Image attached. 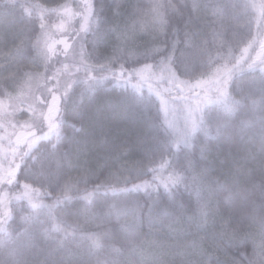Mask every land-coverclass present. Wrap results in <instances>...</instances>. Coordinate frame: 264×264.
Here are the masks:
<instances>
[{"label": "trees", "instance_id": "16d2710c", "mask_svg": "<svg viewBox=\"0 0 264 264\" xmlns=\"http://www.w3.org/2000/svg\"><path fill=\"white\" fill-rule=\"evenodd\" d=\"M183 4L200 5L201 11L192 14L185 10L183 15L173 16L170 6ZM81 8L78 0H0V124L4 125L0 127V136L12 135L23 124V118L13 108L25 107L18 99L21 93L18 86L23 87L27 79L24 73L43 71L40 61L52 60L45 59L38 51L39 36L43 31H60L61 35L53 41L73 42L72 37H77V45L87 36L88 48L81 51L77 65L73 68L67 65V71L70 70L69 77H80V86H76L72 95L79 93L76 102L93 117L90 132L111 131L124 138L119 146H108L109 152L123 149L127 138L139 135L142 124L154 133L155 143L146 152H130L125 157L128 161L123 163L136 171H147L149 175L141 184L147 183L152 190L159 186L160 203L167 204L169 198L164 191L180 183L182 177L174 173L172 166L182 162L186 154L184 146L195 147L192 142L201 128L209 136L218 132L226 134L218 148L213 146L217 160L236 157L240 144L245 142L259 149L260 124L264 119V0H252V3L248 0H90L88 9L85 7L76 19L75 10ZM71 18L75 23L72 24ZM166 18H171L170 41L184 40L186 33L195 34L200 41L197 53L201 74L191 82L178 81L177 85L181 89L180 98L188 102L185 115L192 129L187 132L176 124L173 106L166 95L172 85L161 82V78L171 73V65L165 64L155 71L150 61L130 59L144 51V35L158 28ZM114 46L119 49L116 54L112 50ZM141 69H147L145 80L136 74ZM64 95L61 90L55 96L62 100ZM187 107L192 109V116H187ZM217 108L232 118L228 128L214 126L205 118L208 111ZM48 114L50 120L56 119L52 123L55 127L45 123L46 138L38 146L31 172L22 169L17 179L16 171L7 166L11 169L7 175L18 186L12 192L6 189L7 197L4 196L3 201L13 206L11 211L0 214V258L9 252L25 264H104L113 245L105 227V211L113 217H125L133 209L121 204L106 210L100 197L120 198L126 204L143 202L145 198L138 193L120 197L115 181L94 184L90 179L93 172L87 167H82L78 175H68L59 185L37 180L36 175L45 177L54 170L55 161L47 152L56 147L61 135L57 118L62 115V107ZM15 118H20L21 123L12 127L11 119ZM32 137L34 131L29 139ZM172 137L178 150L171 147ZM47 140H52V144ZM90 148L89 144L81 145L82 152ZM137 160L144 161L143 169L137 167ZM108 168L109 165L96 166L95 176L103 178ZM13 183L12 179L10 185ZM24 191L29 196L18 198ZM219 259L222 264H228L224 253L219 254Z\"/></svg>", "mask_w": 264, "mask_h": 264}, {"label": "clouds", "instance_id": "9594fccd", "mask_svg": "<svg viewBox=\"0 0 264 264\" xmlns=\"http://www.w3.org/2000/svg\"><path fill=\"white\" fill-rule=\"evenodd\" d=\"M170 7L173 16L183 15L185 10L192 14L201 11V6L197 4ZM170 27L171 18H166L158 28L146 33L143 37L146 41L144 51L130 59L134 62L150 61L155 71L165 64L171 65V75L161 82L167 86L171 81L175 95L171 91L168 95L176 124L182 125V131L187 132L185 112L188 102L180 98L181 89L177 87V82H191L201 74L197 53L200 41L193 33H186L184 40L170 41ZM77 47L81 50L88 48L87 36L73 47V61ZM112 50L114 54L119 52L115 46ZM67 62L66 59L60 62V67H56L51 62L40 61L43 71L24 73V77L32 78L34 84L27 96L21 99L25 107L14 106L13 111L23 118L24 125H31L36 143L29 148L13 144L12 138L8 137L7 145L0 144V154L4 155L0 164H7L14 169L17 179L22 169L31 172L32 162L38 157V146L45 141L47 133L42 115L47 105L43 98L51 90L57 93L63 90L62 115L57 118L61 135L57 138L59 142L56 147L47 152L55 161V168L48 176L36 175L35 178L59 185L68 175H78L82 167H87L93 172L90 179L94 184L102 180L115 181L120 197L138 193L145 198L143 202L126 204L120 198L107 195L100 197L106 210L121 204L133 209L125 217H113L105 211V227L111 234L113 245L104 264H222L220 253L228 256V264H264V119L260 124L259 149L247 142L242 143L238 155L231 159L217 160L213 151L214 145L218 148L224 142L226 134L218 132L215 136H209L201 128L192 142L195 147L184 146L186 154L182 162L172 166L174 173L182 179L173 188L164 191L169 202L162 204L158 199L161 191L159 186L155 190L136 187L147 179V171L139 172L123 163L128 161L125 157L130 152H146L155 143L152 130L140 125L137 137L127 138L125 147L120 151L109 152L108 146H119L124 138L111 131L106 134H101L99 130L95 134L90 132L89 125L93 117L76 102L79 93L72 95L76 86H80V77L61 74ZM18 87L22 93V85ZM37 111L41 113L39 118L36 116ZM205 118L214 126L228 128L232 124V118L225 116L218 108L208 111ZM16 122L21 123L20 120ZM3 126L0 124V127ZM3 139L0 136V141ZM231 139L235 142L234 137ZM47 143L52 144V140H47ZM175 143L172 137L171 147L174 151L179 149L174 147ZM61 144H66V147L61 148ZM82 144L91 145L90 150L82 152ZM5 146L12 150L10 158L4 153ZM98 165H109L103 178L95 176V167ZM136 165L143 169L144 161L137 160ZM0 264L25 262L5 252Z\"/></svg>", "mask_w": 264, "mask_h": 264}, {"label": "rangeland", "instance_id": "374dc122", "mask_svg": "<svg viewBox=\"0 0 264 264\" xmlns=\"http://www.w3.org/2000/svg\"><path fill=\"white\" fill-rule=\"evenodd\" d=\"M78 2L80 3V5H82V8L79 11L75 10L76 12L74 13V17H76V19H78V17L81 15V11L84 10L85 7H86V9H88V7L90 5V0H78ZM248 2L252 3V0H248ZM254 6L259 7V5L257 3H254ZM78 8H79V6H78ZM71 21H72V24H73V22L75 23V20H73L72 18H71ZM79 21H81V20H79ZM68 25L70 26V22L68 23ZM77 28H78V26H77ZM60 35H61L60 31H55L53 33H45L43 31L41 36H39V39L37 41L36 46H37L38 51L45 56V59L47 57L49 59L52 58V60L48 61V62L55 64L56 67H60V62L65 61L67 59L68 62L63 66L61 74L66 73L67 75H69L70 70L67 71V65H71V68H73L75 65H77L78 63H76V62L80 61V56H81L82 50L81 49L78 50V47H77V53H76V58H75V62H74L72 60V56H73L72 49L75 46V42L77 40V37H72L73 42H67L66 39L53 41L55 37H58ZM170 75H171V73H167L166 77L161 78V80L167 79ZM169 83L171 84V81H169ZM33 84H34V81L32 80V78L28 77L26 79L25 84L23 85V92L20 93V97L18 98L19 104L21 103V99L23 97L27 96L28 91L30 88H32ZM177 85H178V82H177ZM179 87H182V85ZM170 91L173 93L174 89L172 87H170L168 92H166L167 96H169L168 93ZM50 93H51V95H50ZM63 93H65V92L63 91ZM55 95H57V92L55 90H51L43 98L46 101L47 107H46V111H44L42 115H43V119H44L45 123L49 124V126H50V124L52 125V123L56 120V119L50 120L49 118H47L49 116V114H48L49 111L53 109L54 105H55V109L57 110L58 107L61 106V102H62L61 97L57 99L55 97ZM56 100H58V101H56ZM12 102L16 103V100H13ZM17 104H18V102H17ZM192 115H193L192 109L187 107V116L189 117ZM36 116H37V118H39L41 116V113L39 111H37ZM17 120H20V118L11 119L12 127L14 124L17 123L16 122ZM55 123L56 122H54V124ZM23 125L24 124H21L18 128L16 127L12 135L3 137L4 139H3V141H0V144L7 145L9 142L8 137L12 136L11 142L13 144H19L21 146H28V147L35 145L36 140L33 137L29 139L30 135L33 133L34 130L33 131L29 130V132L27 131V128H31V125H24V126H26L25 129L22 132H19L20 129L24 128ZM178 127L181 128V126H178ZM191 129H192L191 123L188 122V131ZM11 151L12 150L9 149L8 147H6V146L4 147V153L7 152L9 158L11 156L10 155ZM3 160H4V155L2 157L0 156V161H3ZM10 171H11V169H9L7 167V164H0V208H2L0 210V214L7 213L8 212L7 210L11 211V208L13 206V205H9L10 203L3 201L4 196H6V189H10V191L12 192V191H15L16 186H18L17 183H15V179L8 176L9 175L8 172H10ZM5 172H6V174L4 175ZM12 179H13L14 183L12 185H10V181H12ZM26 189L28 191H33L28 187H26ZM28 191H24L22 193H19L18 196H20V197H18V198H22L23 196L24 197L29 196L30 193ZM16 200H17V198H15L13 202H15ZM8 217H9V213H8ZM0 225H1V222H0Z\"/></svg>", "mask_w": 264, "mask_h": 264}, {"label": "snow or ice", "instance_id": "6c2138e0", "mask_svg": "<svg viewBox=\"0 0 264 264\" xmlns=\"http://www.w3.org/2000/svg\"><path fill=\"white\" fill-rule=\"evenodd\" d=\"M146 72H147V69H141L136 74L140 77L141 80H145L146 79ZM135 87L137 89H139V85H135ZM162 103H163V101H162ZM53 110H55V105L53 106ZM54 127H55V125H51L50 124V128H54ZM136 187H139V188H148L149 185L147 183H145V184L137 185ZM165 187L167 188V184H165Z\"/></svg>", "mask_w": 264, "mask_h": 264}, {"label": "water", "instance_id": "95a60500", "mask_svg": "<svg viewBox=\"0 0 264 264\" xmlns=\"http://www.w3.org/2000/svg\"><path fill=\"white\" fill-rule=\"evenodd\" d=\"M57 98V97H56ZM58 99V98H57ZM56 101H58V100H56Z\"/></svg>", "mask_w": 264, "mask_h": 264}]
</instances>
